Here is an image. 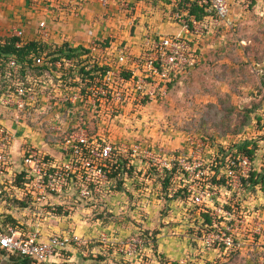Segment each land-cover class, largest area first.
<instances>
[{
	"label": "rangeland",
	"instance_id": "1",
	"mask_svg": "<svg viewBox=\"0 0 264 264\" xmlns=\"http://www.w3.org/2000/svg\"><path fill=\"white\" fill-rule=\"evenodd\" d=\"M160 1L164 5L157 0L150 7L147 1L139 0L140 16L131 19V28L128 26L124 29L123 34L119 30L103 27L108 7L89 4L90 18L87 22H78L77 35L73 36L72 31L59 30L56 37L55 33L49 32V41L54 43L53 40L58 38L59 43H85L88 40L87 31L94 24L96 37H105L107 42H120L125 37L143 43L157 36L173 34L162 30H158L161 33L157 35L152 33L154 23L170 27L165 15L169 2ZM226 2L229 8L226 22H219L217 26H209L204 22L197 25L194 34H181L187 40L186 45L193 51L196 62L192 66H182L177 73H171V86L167 91L165 87L157 89L159 79H154V84L147 83L143 90H153L158 96L143 104L141 110L135 111L134 101L131 100L135 83H130L121 87V92L116 90L114 99L106 106L99 108L95 105L96 111L102 110L101 116L108 115L104 123L93 118L92 113L86 116L92 134L99 132L106 141L124 149L121 155L129 160L132 172L121 176L122 187L125 189L122 193L103 192L109 198L108 207H104L102 194L100 200V192L89 200L80 197L78 186L69 193L63 192L52 198L55 204L68 201L64 206V216L76 213L86 218L85 223L74 222L73 226H66V229L72 231L77 226L84 229L86 232L81 237L87 240L86 245L70 244L62 251V257L69 260V263L182 264L180 262L183 261V264H264V198L255 187L247 186L241 195L231 201L236 202V220L239 218L246 221L247 227L259 225L262 231L260 240L250 243L242 238V242L245 240V249L239 253L200 251V237L206 231V219L200 207L185 200V193L178 190L183 185L188 187L194 183L189 180V173L185 178L177 172L175 178L166 182L164 172H159L150 162L151 156L162 159L174 153L182 154L185 165L193 167L197 162H208L213 152L221 154L223 147L230 151L242 143H248L249 148L255 147L256 160L253 166L258 171L264 168L261 166L264 165V0ZM6 4V0H0V10L4 14ZM151 9L152 13H146ZM5 15L6 25L0 26V35L9 36L12 28L16 27L23 30L26 41L31 34V29L26 27L27 22L19 21L12 14ZM28 26L31 24L28 23ZM35 35L38 36L37 29L32 30V36ZM54 88L50 86V91L56 95L58 90ZM40 105H43V110L32 111L34 114L31 117L36 121L28 119V124L37 132L40 128L36 122L42 117L47 118L46 111L55 110L58 115L54 117L62 118L63 125L55 130L56 135L52 138L62 139L70 129L66 111H60V105H57L58 109H53L52 103L46 100H42ZM63 107L72 109L73 106ZM42 130L48 128L42 127ZM47 146L45 150L48 153L61 156L59 143ZM132 146H137L138 151L134 158L129 156ZM12 159L18 161V156ZM221 168L217 171L220 175ZM103 185L106 187L108 184L103 182L101 188ZM112 185L114 187L116 183L112 181ZM3 187V184L0 185V218L10 214L17 221H25L24 218L29 217L23 212L25 209L17 206L12 198L5 201L1 196L4 195L3 191L6 192ZM174 192L176 198L171 200ZM216 197L218 199H214L212 205L217 209L227 196L217 193ZM253 207L258 214L251 210ZM53 213L41 215L48 220L43 223L37 220L33 227L38 225L41 231L56 227L52 233L57 231L60 223L64 227L67 220L63 222L61 215L54 216ZM95 218L99 219L98 222L91 223L95 222ZM132 240H139L140 243L134 247ZM153 244L156 245L155 250ZM128 251H131L130 255ZM7 257L0 253V263Z\"/></svg>",
	"mask_w": 264,
	"mask_h": 264
},
{
	"label": "built area",
	"instance_id": "2",
	"mask_svg": "<svg viewBox=\"0 0 264 264\" xmlns=\"http://www.w3.org/2000/svg\"><path fill=\"white\" fill-rule=\"evenodd\" d=\"M26 1L30 8L45 16L49 15L56 22L75 19L81 15L87 5L97 3L102 7H108L105 10V14L108 16L103 21V27L119 30L122 34L128 26L131 28V19H134L141 10L139 0ZM141 1H147V5L151 7L157 0ZM189 1H195L198 6L205 8L207 15L203 21H198L195 16L188 14L186 8L190 3L179 6V0H168L169 9L165 14L167 21L177 26L180 34L175 32L157 36L153 40L148 39L143 42V46L137 52H134L127 38L120 42L113 40L105 44L107 41L105 37H96L95 24L88 29V40L85 43L79 41L73 47L82 46L87 49V52H83L80 56V59L86 60L81 64L84 70L89 71L93 67H98V69L104 68V73L101 78L94 77V84L89 83L90 78L86 77L83 82L85 85L83 94L80 93L79 88L63 86L60 80L64 69L69 67L78 69L79 66H75V59L61 57L50 63L44 56L36 57L34 65L47 66L44 75L38 76L31 74L24 65L15 60L8 61V70L5 73L11 83L7 84L3 90L0 89V111L3 110L2 113L9 119L11 125H14L15 129L33 128L28 124L29 120L36 121L31 117L34 114L32 111L43 110L44 107L40 104L42 100H46L52 103L53 109H58L57 105H60V111H66V121L70 126L62 139H53L55 130L57 131L63 125L62 118L51 117L53 119L49 121L50 123H45L43 122V115H41L42 118L36 122V126L40 128L37 133L48 136L46 141L50 144L57 145L59 143L58 149L61 151V156H55L32 146L31 139L24 136L23 145L20 149V161L18 167H15L12 159L15 130L13 126H7L0 118V184H3L5 189L11 191V195L19 199L24 196L29 197L33 207L30 212L34 214L36 220L40 221L41 215L47 216L55 210L57 205L63 204H55L52 198L61 195L63 192L69 193L76 186H78L80 197L83 198H88L91 193L100 192V194H104L110 192L105 168L108 166L113 151H123L124 149L121 150L120 146H115L106 141L99 132L96 135L90 134L86 116L88 117V113H92L93 118L104 123L108 115L101 116L102 110L96 111L95 105H98L99 108L102 105L106 106L114 99L116 90L121 92V87L130 83H135L134 97L131 99L132 102L134 101V110H141L142 101H153L155 96H158V93L155 94L153 90L146 92L143 90L147 83L154 84L153 80L159 79L157 89L165 87L167 91L166 82L169 81L171 73H177L182 66L194 65L193 51L186 45L187 40L181 34H194L197 32V25L204 22L209 26H217L219 22H226L229 8L226 0ZM158 2L164 5L160 0ZM115 22L116 24H114ZM96 28L100 27L96 26ZM37 32V39L51 41H49V34L51 33L45 27L44 22H38ZM9 36H16L20 39V42L16 43L17 46L25 41L23 30L16 27L12 28V34ZM123 71L131 72L129 80L122 76ZM21 76L28 81V86L21 82ZM50 86L56 87L54 88L58 90L56 95L52 93V90L50 91ZM63 104L73 107L67 109L63 107ZM42 127H46L48 130L43 131ZM51 129L52 131H49ZM224 144L222 145L224 146ZM223 148L227 149L226 147ZM233 151H237V149L234 148ZM129 152V156L134 158L138 154L137 146H132ZM216 156L217 153L213 152V156L208 162H197L193 167L185 165V157L182 154L175 155L174 153L162 159L151 156L150 162L161 173L170 170L174 162L178 165L179 175L186 178L189 173V180L194 183L187 187L190 192L188 201L199 206L200 211L207 214L210 219V223H205L206 231L200 237V251L213 250L223 254L239 253L245 249V240L256 243V240L259 241L262 237L259 225L247 227L246 221L234 218L236 202L231 201L244 191L242 179H246L253 169L257 170L253 166L256 159L251 160L248 156L240 154L235 159L226 157L225 164L223 167L221 166L222 168L220 167L224 182L213 184L210 181L207 182L208 177L209 179L214 177L215 180L221 179V175L213 168L217 165ZM20 173H22L24 180L22 186H16L12 182L14 177ZM103 182L108 185L106 187L103 185L101 188ZM184 187L185 185H183ZM255 188L264 198V193L260 188ZM217 193L227 196V199L220 203L216 209L212 203L214 199H218ZM251 210L254 214H258L254 207ZM244 217L247 218L249 215ZM242 238L245 239L243 242L241 241ZM86 243L85 238L72 230L43 237L38 225L28 232H23L21 228H16L8 223L0 225V247L8 252H19L30 257L32 264H61V262L66 261L62 257V251L67 246L70 244L82 246ZM131 243L136 247L140 241L132 240ZM127 253L130 255L131 251ZM180 263L183 264V261Z\"/></svg>",
	"mask_w": 264,
	"mask_h": 264
},
{
	"label": "trees",
	"instance_id": "3",
	"mask_svg": "<svg viewBox=\"0 0 264 264\" xmlns=\"http://www.w3.org/2000/svg\"><path fill=\"white\" fill-rule=\"evenodd\" d=\"M186 3H190V5L186 8L189 15H193L196 17L198 21H203L204 17L207 15V12L204 7L198 6L195 1L190 2L189 0H179V6H184ZM20 42V39L16 36H2L0 35V89L3 90L4 87L7 86V84L11 83L8 79V75H6L7 64L8 61L13 59L17 63H21L25 66V68L33 75H44L45 71L47 70V66H36L34 65V59L36 57L44 56L45 59L48 60V62L53 63L54 61L63 58H69V59H75V66L78 67V71L75 69L76 67L72 68H66L63 70V74L61 75V81L63 86L67 87H74L79 88L80 93L83 94L85 90V85H83V82L86 77L90 78L91 84H94V77H100L104 73L103 69L98 67H93L91 70L86 71L84 70V67L82 62H85L86 60L80 59V56L83 52H87V49L83 48L82 46H75L72 47L68 41H63L60 45H57L56 43H50L47 41L39 40L37 38L30 39L26 41H22V43L17 46L16 43ZM107 44V41L105 42ZM195 56V55H194ZM196 62V59H195ZM106 69V68H105ZM99 73V74H98ZM122 76L129 80L131 77L130 71H123ZM21 82L28 86V81L21 76ZM57 81V79H55ZM87 85V84H86ZM167 90L171 86V80L166 82ZM145 101H142V104H145ZM90 134L91 131H90ZM234 148L237 149V151H233ZM230 151L228 149H224L221 151V154L217 153V156L215 158V161L217 162V165L213 167L215 171L217 172L221 165L225 164L226 157L235 159L238 154L243 156H248L251 160H254L255 156V147L249 148L248 143H242L238 145L237 147H234ZM122 152L118 150H114L112 153V157L109 160L107 168H105L107 179L109 181V189L110 191L115 192H121L125 189L122 187L123 178L121 177L123 174H130L132 172V167L130 166L129 160L127 158L123 157L121 155ZM177 172H179L177 163L174 162L170 170L164 171V176L166 177V182L172 180L175 178ZM22 173L17 174L14 177V180L12 184L16 186H22L23 182ZM112 181L116 183V185L113 187ZM210 182L213 184H220L224 182V177L221 175L220 180H215L214 177L210 178ZM242 188H246L247 186L251 187H258L260 190L264 193V168L261 171L252 170L249 173V176L246 179H242ZM2 185V184H0ZM5 189V187H3ZM90 189V188H89ZM6 192L1 195L3 196L4 200L13 199L16 201L17 206L22 207L24 210H32V204L29 197H23V198H17L14 195H11V191H8L5 189ZM180 192L185 193L184 199L188 200V197L190 196V192L188 191L187 187H184L182 189H178ZM0 192L1 189H0ZM177 192V191H176ZM124 193V192H123ZM1 194V193H0ZM96 193H91L90 196L86 199L89 200L91 196H93ZM100 196V195H99ZM171 200L176 198V193L170 197ZM84 200V201H86ZM100 200L102 201V197L100 196ZM66 203H63L61 205H57L54 210V215H63L64 206ZM229 208V207H227ZM62 211V212H61ZM204 219H206V223H210V219L207 214L202 213ZM90 221V219L88 218ZM99 219L95 218V222H98ZM5 223L11 224L12 226L16 228L24 229V226L19 224V222L13 217V215H4L0 218V225H3ZM23 232H26L23 230ZM154 242V241H153ZM156 245L153 244V250H155ZM0 253L8 255L7 259L3 261L0 264H32V259L26 255H23L19 252H8L5 249L0 247ZM237 253V252H233ZM64 259V258H63ZM65 260V259H64ZM69 260L61 262V264H71L69 263Z\"/></svg>",
	"mask_w": 264,
	"mask_h": 264
},
{
	"label": "crops",
	"instance_id": "4",
	"mask_svg": "<svg viewBox=\"0 0 264 264\" xmlns=\"http://www.w3.org/2000/svg\"><path fill=\"white\" fill-rule=\"evenodd\" d=\"M7 1V4H6V11H5V14L3 12V10H0V26L4 27L6 24V21L3 17V15L8 16L11 14L13 16H17L19 18V21H26V27L27 28H30L31 29V34L29 35L28 39L27 40H30V39H35L37 38V35L35 36H32V30H36L37 29V25H38V22L42 21L45 23V27L48 29L49 32H53L55 33V36L57 37V34L59 32V30H65L66 32H73V36L74 35H77L79 33L78 29H77V25H78V22L82 23V22H87L90 18V12H89V6H87L85 9H83L81 15L75 19H69L68 21L66 22H56V21H53L49 15H43L42 13L40 12H37L35 10H33L32 8H30L27 4V1L26 0H6ZM90 4H93V3H90ZM141 11V10H140ZM152 9L151 11H148L146 13H152ZM19 14V15H17ZM144 14V16H146L145 13H142ZM137 16L139 17L140 14H137ZM154 18V17H153ZM17 19V18H15ZM80 20V21H79ZM142 21V20H140ZM28 23L31 24V26H28ZM158 24L154 23L153 26H152V33H154L155 35L161 33V31H158V30H162L164 32H178V27L173 25V24H170L168 27L167 25L164 26V24L162 26H157ZM29 31V29L27 30V32ZM163 33V32H162ZM171 34V33H170ZM125 38V37H124ZM135 39V38H134ZM133 38L132 39H129L127 38L128 40V43L131 45V47L134 49V51H138L140 47L143 46V43L140 42L138 39L134 40ZM52 41V40H51ZM50 41V42H51ZM54 43H57V45H60L59 43V40L58 38L54 39L53 40ZM70 43V45L73 47L74 45H76L77 43H73L71 41H68ZM3 114V115H1ZM46 116L47 117L46 119L48 121H45V118H44V121L43 122H46V123H50L49 121L53 118L51 117H54V115L56 116L57 115V112L54 110L53 112L50 111V112H46ZM0 118L5 122V124L7 126H13L14 130H15V140L13 142V145H12V157H15V156H18V161L16 160H13L14 161V165L15 167H18V164H19V157H20V149H21V146L23 145V138L24 136H26L28 139H31L30 143L32 146L34 147H37V148H42V150L44 149V151L48 152L47 150H45L46 146L50 143H48V141H46V139H48V136H44V134L42 133H37L35 132V130H32V128H25V127H21V128H17L15 129L14 125H11V122L9 121V119L4 115V113H2V111H0ZM53 123V122H52ZM48 148V146H47ZM49 150V148H48ZM50 152V151H49ZM103 195V194H102ZM101 196V194H100ZM104 198H103V201H104V207H108L109 203H108V200L109 198L106 197L105 195H103ZM69 198H71V196H69ZM74 202H77V200H74ZM63 203H66L68 204V201H64ZM82 205V204H81ZM79 205V206H81ZM75 206V205H74ZM69 208V207H68ZM70 210H72V207L70 208ZM24 213H26L29 217L28 218H24L25 221H18L19 224H21L22 226H24V229L26 232L28 231H32L33 230V226L35 225V223H37V220L35 219V216L32 212H30L29 210H24L23 211ZM70 214V213H69ZM60 218L63 219V222H65V220H67L66 222V225H64L63 227V224H59V226L57 227V231L56 232H53V230L56 229V227L52 228L51 230L50 229H47V230H42L41 233L43 234L44 237H47L48 235L50 234H54V233H63L67 230H70V229H66L67 225H71L73 226L74 222H79V223H85L86 222V218L84 216H80V215H76V213H72L68 216H64V215H61ZM41 222L40 223H43L45 220H48L47 218H43V216H41ZM43 221V222H42ZM90 223V222H89ZM91 223H97V222H91ZM42 225V224H41ZM65 228V229H63ZM72 230V229H71ZM75 233H77L78 235H82L84 234L86 231L84 229H80L78 226L77 228L73 229ZM81 233V234H79Z\"/></svg>",
	"mask_w": 264,
	"mask_h": 264
}]
</instances>
